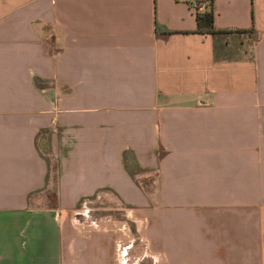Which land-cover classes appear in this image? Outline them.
Here are the masks:
<instances>
[{
  "label": "crops",
  "instance_id": "obj_1",
  "mask_svg": "<svg viewBox=\"0 0 264 264\" xmlns=\"http://www.w3.org/2000/svg\"><path fill=\"white\" fill-rule=\"evenodd\" d=\"M193 1L0 0V264H121L101 199L158 264H264V0H214L223 61Z\"/></svg>",
  "mask_w": 264,
  "mask_h": 264
},
{
  "label": "rangeland",
  "instance_id": "obj_2",
  "mask_svg": "<svg viewBox=\"0 0 264 264\" xmlns=\"http://www.w3.org/2000/svg\"><path fill=\"white\" fill-rule=\"evenodd\" d=\"M50 203L53 202L50 201ZM97 204V214H99V208L101 209V212L104 216L110 212L115 213L117 210H119L121 213V217H114V219H112V221H110L108 224L109 226L119 228L115 254H120L123 257L125 256L121 259V264H124L123 259H128V261H130L128 264H158L155 262L154 258L156 257L152 249H150L147 246V243L143 241L142 231L140 230L142 228V224H136L135 222L132 223L130 221L131 216H128L127 212L122 209L121 206L117 208L116 202L101 199L97 202ZM92 208L87 205V207L85 209H81V211L87 210L89 212L88 217L95 216L96 213L94 211L96 210H92ZM83 219L84 217L79 216L78 214L74 217V220L77 224L81 223L80 221ZM110 229L108 232H111Z\"/></svg>",
  "mask_w": 264,
  "mask_h": 264
},
{
  "label": "trees",
  "instance_id": "obj_3",
  "mask_svg": "<svg viewBox=\"0 0 264 264\" xmlns=\"http://www.w3.org/2000/svg\"><path fill=\"white\" fill-rule=\"evenodd\" d=\"M196 5L195 21L196 32L199 34H206L212 38L213 44V57L216 61L230 60L231 58L250 57L248 48L252 47V42L243 43L241 35H251L254 31H231V30H217L214 26V0H194ZM202 7L201 11L198 9ZM238 40L232 43L230 38ZM239 38V39H238Z\"/></svg>",
  "mask_w": 264,
  "mask_h": 264
},
{
  "label": "built area",
  "instance_id": "obj_4",
  "mask_svg": "<svg viewBox=\"0 0 264 264\" xmlns=\"http://www.w3.org/2000/svg\"><path fill=\"white\" fill-rule=\"evenodd\" d=\"M195 5H196V3H195V1H193V2H192V7H193V11H194V12H195V9H194ZM201 10H202V7H200V8L198 9V11H201ZM118 257H119L120 262H121V259L123 258V256H121V255L119 254Z\"/></svg>",
  "mask_w": 264,
  "mask_h": 264
}]
</instances>
